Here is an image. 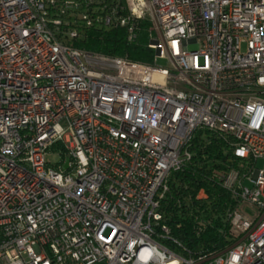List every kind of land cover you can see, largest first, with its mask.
I'll list each match as a JSON object with an SVG mask.
<instances>
[{"label":"built area","instance_id":"obj_1","mask_svg":"<svg viewBox=\"0 0 264 264\" xmlns=\"http://www.w3.org/2000/svg\"><path fill=\"white\" fill-rule=\"evenodd\" d=\"M144 23L153 64L78 46ZM261 160L264 0H0V264H264Z\"/></svg>","mask_w":264,"mask_h":264},{"label":"trees","instance_id":"obj_2","mask_svg":"<svg viewBox=\"0 0 264 264\" xmlns=\"http://www.w3.org/2000/svg\"><path fill=\"white\" fill-rule=\"evenodd\" d=\"M149 27V23H144L143 31L135 42H129L127 40L123 29H117L100 33L92 31L89 33L88 38L78 46L108 56L124 57L139 63L153 64L155 51L149 47L151 41L150 33L148 32ZM200 183H192L194 193L201 187H206L203 181H200ZM222 197L227 198V196ZM220 223L219 219H217L212 224L213 226L211 225L212 227L210 229L202 232L200 237H198L192 220L183 219V230L176 232V236L184 244L193 248L224 250L230 246V243L227 241V233L224 234L218 229Z\"/></svg>","mask_w":264,"mask_h":264},{"label":"rangeland","instance_id":"obj_3","mask_svg":"<svg viewBox=\"0 0 264 264\" xmlns=\"http://www.w3.org/2000/svg\"><path fill=\"white\" fill-rule=\"evenodd\" d=\"M156 64L159 66V67H162V68H169V61L167 59H160L158 58ZM166 81L165 77L164 76H154L153 77V82L154 83H157V84H162ZM48 160L49 162L54 165V164H57V163H60L61 161V158H60V155L59 154H51L48 156ZM258 168H264V162L261 160L258 162ZM251 213L252 211L250 209H248Z\"/></svg>","mask_w":264,"mask_h":264},{"label":"water","instance_id":"obj_4","mask_svg":"<svg viewBox=\"0 0 264 264\" xmlns=\"http://www.w3.org/2000/svg\"><path fill=\"white\" fill-rule=\"evenodd\" d=\"M69 163H70V161L67 160V163H66V165H65V169H68V167H69Z\"/></svg>","mask_w":264,"mask_h":264}]
</instances>
